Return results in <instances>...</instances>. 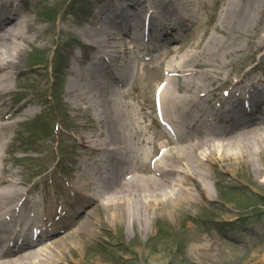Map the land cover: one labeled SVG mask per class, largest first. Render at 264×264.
<instances>
[{"label": "bare ground", "instance_id": "6f19581e", "mask_svg": "<svg viewBox=\"0 0 264 264\" xmlns=\"http://www.w3.org/2000/svg\"><path fill=\"white\" fill-rule=\"evenodd\" d=\"M125 1L103 2L85 30L100 46L89 44L88 55L74 54L72 62L66 64L67 108L73 110L74 119L82 121L75 123L79 149L70 144L79 165L71 182L62 185L60 192L48 191L45 199L38 200L31 196L33 190L20 187L21 181L14 179L17 174L4 168L5 159L0 156V264H60V253L67 249L81 253L93 242L96 224H106L104 212L121 234L124 226H142L151 213L173 219L191 216L203 207V201L213 200L210 182L217 175L215 164L231 173L233 166L247 167L254 155L260 160L264 157V0L230 1L216 34L196 40L180 55V48L176 49L166 61V55L174 52L170 48L154 62L166 64L167 77L160 94L162 113L176 124L179 138L174 144L161 146L166 152L151 170L147 167L151 157L147 134L137 131L141 138L137 150L130 140L135 142L132 128L138 118L131 108L126 113L116 96V81L126 80L122 68L128 61L121 53L128 43L123 38H129L134 47L140 41L163 42L165 28L176 29L189 19L187 13L192 11L194 0ZM30 12L16 0H0V131L5 134L13 129L9 121L17 119V113L7 108L11 73L26 53L25 46L35 47L45 31L36 26L40 20ZM239 31L246 35L245 42L240 40ZM129 32L134 33L133 38ZM251 51V57L246 58L257 54L258 63L238 67L233 73L234 60ZM101 71L104 76H100ZM88 101L95 110L91 114L81 104ZM35 102L27 99L22 108L28 109L22 114L35 115ZM225 105L230 106L224 109ZM259 113L263 117H254ZM212 122H220L221 127ZM3 143L0 141V152L6 153L9 142ZM50 176L55 179L53 171ZM91 206L99 217L89 210ZM72 210L76 212L67 214ZM59 211L65 215L60 217ZM72 225L62 237L45 242L44 238L59 236ZM37 236L36 243L17 250L8 246L17 237L27 243Z\"/></svg>", "mask_w": 264, "mask_h": 264}, {"label": "rangeland", "instance_id": "374dc122", "mask_svg": "<svg viewBox=\"0 0 264 264\" xmlns=\"http://www.w3.org/2000/svg\"><path fill=\"white\" fill-rule=\"evenodd\" d=\"M16 1L31 10V16L40 20L36 26L45 31L35 41V47L25 46L26 53L11 73L9 87L12 92L7 97V108L10 113H17V119L9 121L13 123L11 131L6 134L0 131V139L4 138L0 141L3 144L9 142L8 151L0 152V156L5 159L4 168L17 174L14 179L21 181L20 187L33 190L31 196L35 195L39 200L45 199L48 191L60 192L62 185L66 187L79 166L70 144L73 143L75 150L79 149L75 123L82 121L74 119L73 110L67 108L66 64L72 62L74 54L88 55L89 44L100 46L86 36L85 30L90 28L92 14L107 0ZM230 1L194 0L186 24L177 26L173 35L167 36L162 43L163 49L180 48V55L196 40L216 34L221 27L223 9ZM98 22L99 25L102 23L99 19ZM238 35L245 42L246 35L240 31ZM123 39L128 43L125 53H121V58L128 61L127 64L121 62L126 65L121 67L126 80L122 87H116V96L126 113L133 109L138 118L132 128L135 142L132 137L130 140L136 145L138 130L144 131L148 140L160 136L161 130L154 118L153 91L166 77L165 61L157 66H143L136 53L141 41L134 47L129 38ZM171 42L173 44L169 46ZM174 53L166 55L165 60ZM251 53L242 52L234 60L233 73L238 67L258 63L260 57L257 54L246 58L251 57ZM115 65L117 69L120 67L119 63ZM194 70L201 72V69ZM209 72L214 77L211 69ZM104 73L101 71L100 76ZM29 98L36 100L32 105L36 114L25 116L22 112L28 108L23 109L22 105ZM83 102L81 104L90 111L89 114L95 111L91 101ZM17 120L22 122L16 123ZM163 142L157 140L147 148L155 153L169 143ZM214 166L217 175L210 182L213 200L203 201V207L191 216L173 219L151 213L142 226H124L121 234L108 212H104L102 217L106 224H96L93 242L81 253L68 249V252L60 253L63 257L60 264H264V157L260 160L254 155L247 167L233 166L231 173L224 172L219 164ZM52 171L54 180L50 176ZM57 181L59 183L55 184ZM253 182L259 185L255 186ZM86 197L90 199V196ZM89 210L100 216L95 207L91 206ZM80 220L81 217L76 222ZM73 227H67L59 236L46 238L45 242L62 237Z\"/></svg>", "mask_w": 264, "mask_h": 264}]
</instances>
